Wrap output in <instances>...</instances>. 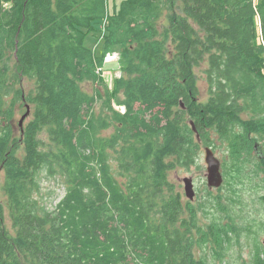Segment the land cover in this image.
Segmentation results:
<instances>
[{
    "label": "trees",
    "instance_id": "16d2710c",
    "mask_svg": "<svg viewBox=\"0 0 264 264\" xmlns=\"http://www.w3.org/2000/svg\"><path fill=\"white\" fill-rule=\"evenodd\" d=\"M202 147L223 184L183 203L170 175ZM0 173V264H226L243 234L264 264V222L236 213L250 193L264 216V0H0Z\"/></svg>",
    "mask_w": 264,
    "mask_h": 264
},
{
    "label": "rangeland",
    "instance_id": "374dc122",
    "mask_svg": "<svg viewBox=\"0 0 264 264\" xmlns=\"http://www.w3.org/2000/svg\"><path fill=\"white\" fill-rule=\"evenodd\" d=\"M124 0H107V12L109 15H113L118 11L120 4ZM257 24L258 21H257ZM101 27V26H100ZM103 26L101 27V29ZM102 31L95 32L93 34H88L84 40V46L100 57L102 53ZM258 34H259V26H258ZM206 64L203 63L199 68L195 70V73L198 78V89L201 96V99H206L208 93V85L205 79L204 69H206ZM98 72L102 76V79L106 83L108 87H112L114 80L121 76V70L119 65L118 56L116 54L107 55L104 58L102 68L98 69ZM22 114L18 115L17 122L22 118ZM25 123V122H23ZM204 148L202 147L199 158L197 159L195 165L191 166L189 170L180 169L176 173L170 175V182L175 184L176 190L182 196V202H190L192 204H196L200 198L205 196L206 190H208L207 186V171L206 164L204 162ZM215 157L219 160L222 159L223 155L220 150L214 151ZM222 172V170H221ZM184 178H191L193 182V189L195 192L194 199L189 201L186 197L184 184L182 180ZM3 181V174L0 173V184ZM1 187V185H0ZM40 194L37 196L38 201L45 205L48 209H52L59 200L63 197L64 191L62 185L59 180L49 178L48 176H43L40 179ZM210 190V189H209ZM215 193V190H212ZM261 194H264V191L261 190ZM242 204L236 207V213L241 221L246 222V226H250L253 223L252 219H256V223L258 222L260 225L264 222V216L260 211V205L254 201L255 196L250 193H243L240 195ZM0 199H3L2 192L0 190ZM7 226L10 227V222L8 221V217L6 216ZM258 233V243L263 244L264 248V230H256ZM255 243V239L253 237H247L246 234L241 235L238 246H232L226 252V264H246L250 260L251 251L253 249V245ZM210 264H220L218 261H213L209 258Z\"/></svg>",
    "mask_w": 264,
    "mask_h": 264
},
{
    "label": "water",
    "instance_id": "95a60500",
    "mask_svg": "<svg viewBox=\"0 0 264 264\" xmlns=\"http://www.w3.org/2000/svg\"><path fill=\"white\" fill-rule=\"evenodd\" d=\"M29 108L27 107V112L22 116L19 121V127L22 129L23 122L29 116ZM193 131H195L193 125L191 124ZM258 150V149H256ZM204 162L206 164V179H207V186L209 189H217L220 188L223 184V176L221 172V162L219 159L215 157L214 152L211 148L205 147L204 148ZM184 184V190L186 197L189 201H192L195 196V192L193 189V182L191 178H184L182 180Z\"/></svg>",
    "mask_w": 264,
    "mask_h": 264
},
{
    "label": "built area",
    "instance_id": "2783aa9c",
    "mask_svg": "<svg viewBox=\"0 0 264 264\" xmlns=\"http://www.w3.org/2000/svg\"><path fill=\"white\" fill-rule=\"evenodd\" d=\"M8 6V2L6 1V4L4 5V7H7Z\"/></svg>",
    "mask_w": 264,
    "mask_h": 264
}]
</instances>
